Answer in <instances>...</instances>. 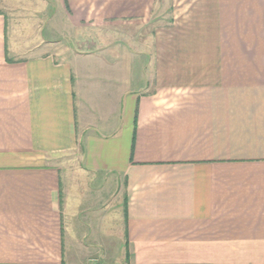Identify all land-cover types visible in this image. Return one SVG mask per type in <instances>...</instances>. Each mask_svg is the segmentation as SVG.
Returning <instances> with one entry per match:
<instances>
[{
  "label": "crops",
  "instance_id": "1",
  "mask_svg": "<svg viewBox=\"0 0 264 264\" xmlns=\"http://www.w3.org/2000/svg\"><path fill=\"white\" fill-rule=\"evenodd\" d=\"M116 250L264 264V0H0V264Z\"/></svg>",
  "mask_w": 264,
  "mask_h": 264
},
{
  "label": "rangeland",
  "instance_id": "2",
  "mask_svg": "<svg viewBox=\"0 0 264 264\" xmlns=\"http://www.w3.org/2000/svg\"><path fill=\"white\" fill-rule=\"evenodd\" d=\"M94 190H95V189H94ZM113 239H114V237L111 236L110 239H109L110 242H112ZM118 245H119V247H120V249H121V245H120V243H118ZM114 254H115L114 257H113V258L111 257V259H110L111 262H114L113 264H122V263H123V258H121V257H122L121 255H119V254H120L119 251L116 250ZM123 264H124V263H123Z\"/></svg>",
  "mask_w": 264,
  "mask_h": 264
}]
</instances>
